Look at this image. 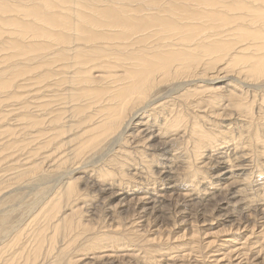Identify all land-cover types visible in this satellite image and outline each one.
<instances>
[{"label": "bare ground", "instance_id": "bare-ground-1", "mask_svg": "<svg viewBox=\"0 0 264 264\" xmlns=\"http://www.w3.org/2000/svg\"><path fill=\"white\" fill-rule=\"evenodd\" d=\"M95 1L107 5L96 3L103 6L104 11L110 6L111 12L106 10L110 15L99 12L101 18L105 16L109 21L105 22L107 25L101 24V20L95 23L93 18L89 20L92 15L96 16L92 8ZM55 3L53 6L43 4L45 12L41 9L43 12L32 18L34 22H42L44 28L35 25L40 33L34 34L32 41L17 36L19 31L16 37L12 36L13 44L24 43L25 39L34 47L29 51L28 60L35 68V77H31L35 78L38 91L37 111L33 116L23 101L24 110L19 117L31 119L32 115L35 119L28 122L26 128L36 129L41 139L37 149L41 158L39 163L26 164L28 168L23 167L26 170L17 176L18 180L30 177L29 184L36 187L32 191L34 201L23 205L19 220H14L13 216L20 210L17 209L20 201L15 203L13 197L20 194V189L3 195L0 189V264H73V254L88 255L103 250L108 243L117 244L120 240L106 232L79 240L94 229L91 221L83 223L78 219L81 212L75 209L79 202L85 205L84 209L89 206L87 197L104 196L108 201L123 202L130 197L126 190L134 182L140 183L139 192L146 196H151L149 189L155 193V182L167 185L164 191L176 194L178 184L169 186L177 171L173 167L178 165L172 158L175 145L180 144L181 150H185L184 154L180 150L182 161H186L190 143L194 155H202L205 141L211 136L198 114L204 107L217 119L233 117L226 111L245 107L247 115L252 117L250 121L258 120L252 104L248 106L250 101L243 96L254 91L252 97L256 99L264 90V0H67L62 4L68 3L67 7L57 6L54 10L51 6H56ZM2 4L0 9L6 6ZM36 7L39 13L40 8ZM86 9L93 10V14ZM11 12L14 11L0 14L7 16ZM8 17L16 19L14 14ZM27 30L34 32L31 25ZM12 62L7 67L19 66V61ZM1 70L0 94H8L17 82L3 80L7 75ZM238 88L244 90L245 94L239 90L243 96L237 92ZM17 94L10 91L7 96L16 98ZM261 98L264 103V97ZM252 124L248 128H257L258 134L250 132L248 136L264 148V128L260 129L263 123ZM10 142L3 147H8ZM261 155L264 157V150L260 158ZM232 157L239 163L238 174L253 167L259 172L264 170V164H257L260 161L255 154L248 165L245 155L236 153L220 160L208 157L206 164L214 171L211 177L216 176L220 182L225 179L223 176L234 175L230 170ZM136 160L139 164H150L152 188H148L152 179L145 178L135 168ZM159 162L164 167L154 171ZM88 168H92L95 179L90 173H84ZM116 174L129 178V183L106 182L112 181ZM79 182H84V190H80ZM158 199L152 202L158 205L161 203ZM255 212L257 216H264L263 207L256 208Z\"/></svg>", "mask_w": 264, "mask_h": 264}, {"label": "rangeland", "instance_id": "rangeland-1", "mask_svg": "<svg viewBox=\"0 0 264 264\" xmlns=\"http://www.w3.org/2000/svg\"><path fill=\"white\" fill-rule=\"evenodd\" d=\"M2 1H0V4L4 2V5L8 7L6 8V6H4L3 9H0V12L6 10L14 12H11L12 14H8L7 16H2L0 14V16H2L0 17V35L3 34L0 36V70H3V67L6 69L3 70V73L5 74L6 72L5 75H7V77L4 76L5 79L3 80H9L14 84L17 82L18 86L16 85L14 86L15 89L8 90V94L10 91H14L18 94L16 95V98L8 97L7 93V95L5 93L0 94V189L2 188L1 195L9 193L11 190L16 191V188L20 189V194H15L13 197L14 200H16L15 203L19 201L21 202H19L20 204L17 203V209L20 210L13 216L14 220H19L22 216V213L20 212L25 208L23 205L34 201L35 194L34 192L32 193V191H34L36 187L29 184L30 182L28 178L30 177L18 180L19 177L17 176L21 175V173L28 168L26 164L30 163L33 165V163H39L41 158V152L37 150L40 146L39 141L41 139L40 137L38 138L36 129L28 130L26 128L28 122L35 120L32 115L34 116V112L37 111L36 106L38 103V91L35 88L36 80H33L35 78L31 77H35L33 75L35 73L33 69L35 70V68L33 62L28 60V57L31 56L29 51L34 49V47H30V45L27 44L30 41L26 40L29 38L28 40L32 41L33 36H35L34 34L39 35L40 31L37 30L39 28L35 25L43 28L41 27V25H43L42 22H34L32 19L41 12H45V10H43V4L47 6H50L48 4H51L53 6V3L56 2V6H51V8L57 10L58 8L67 7L68 3L64 4V6L62 4L63 2L66 3L67 0H62L61 2H59L60 0H43L44 2H42V0L38 2L39 0H36L37 3L36 1L34 2V0H24L25 2H23V0H5L7 4H5V1ZM19 1L21 3L20 5L18 3ZM21 1L23 2V5ZM27 1L31 3L29 4ZM96 3L103 5L104 7L107 6L104 5L105 3L102 4L101 2L95 1V4H92L94 11H91H93V13L96 12V16L92 15L89 20L93 21L94 19V23L96 20H101V24L107 25L109 21H107L105 16L101 18L102 15L99 14V12L101 11L100 13L102 14H105L106 12V14L110 15L106 10L108 8L109 12H111V8H109L110 6L106 7L104 11V7L99 6ZM34 5L35 7L38 6L36 8H40L38 9L39 13L34 9ZM93 5H95V7ZM57 6L58 8H56ZM30 7H34L33 11ZM41 9L43 11H40ZM87 11L89 14H93L90 10L86 9V12ZM13 14L16 19L14 17H8L13 16ZM29 15H31V18ZM23 17L27 18L23 19ZM96 17L100 19H97ZM1 19H3V22ZM12 19H15L16 21ZM5 20H7V22ZM18 22H20V24ZM38 22L39 25L36 24ZM105 22H107V24ZM13 24L14 26H12ZM27 25H29V27L30 25L33 26V33L30 30L28 32L27 28L29 27ZM4 27H8L11 33L8 31V28L3 30L2 28ZM20 30H23L24 33L22 31L20 33ZM3 31H6V33ZM7 32L9 34H7ZM16 32H18V34ZM25 33H28V36L30 37ZM4 34L10 35V37L8 36L9 40L8 37L6 38L7 35L4 36ZM16 34L17 36L19 35V37L23 36L25 39L27 38L26 40H23L24 43L21 42L23 46L21 43L16 44L17 42H15L16 45H20L24 48H17V46L13 44ZM3 36L5 39L4 42ZM10 39L12 41H10ZM14 46H16V49H14ZM1 48H3V50H1ZM22 52L23 55L25 54L24 56H21ZM9 57L11 58L8 59ZM20 58H25V61L19 60ZM12 60L15 61L12 62ZM22 61L23 63H21ZM9 62H18L17 66L19 64L20 67H7ZM24 63H26L29 68L25 66L26 64ZM10 69H12V72ZM13 71H16V75ZM30 71H33V73ZM17 72H19V75ZM98 72L96 71L97 74ZM17 79H20L21 81H17ZM225 85L227 86L230 84L226 83ZM228 88L230 89V87ZM239 90L245 94L243 89L238 88L237 92L241 96L244 94ZM253 93L254 91H252V94H245L246 96L244 95L243 98L247 97V100L250 101L248 102V106L252 104V109L255 115L254 117L256 119L258 118V120H254L256 123L250 121L252 117L251 115H247L245 107L239 111L236 108L226 111L228 114L232 113L233 115V117H229L228 119L226 117L227 121L222 118L217 119L211 113H207L209 109H206L205 107L198 111V114L202 117V124L207 127L206 131L208 130L211 136L205 141V149L201 151L202 155L200 157L194 155V149L190 143V145L187 146L188 153L185 155L186 161H182V158H179L181 150L180 144L175 145V151L172 158L174 163L178 165L173 167L174 171H177L172 177L173 181L169 186L178 184L179 187L177 186L178 188H176V194L171 193V191H164L167 185H162V183L157 184V182H155V185H157L155 193L149 189L151 196H146L143 192H139V188H141L140 183L135 184L134 182L132 185H137V187L132 186L126 190L129 192L130 197L123 202H119L117 199L108 201V199H104V196H95L94 198L87 197L86 201L89 202L88 205L90 206H88L87 209H84L85 205H82V203L79 202L77 205L78 209H75L81 212L78 219H82L83 223L91 221L94 226V229L90 231V233L83 234L79 240H82L87 235L106 232L110 234L111 237H114L115 235L116 238H114L119 239L120 241L117 242V244L108 243V247L103 250H96L94 253L89 252L88 255L83 253H77V255L73 254L75 260H73V264H264V216H257V213L255 212L256 208H264V170L259 172L257 167H253L251 170L238 174L239 167H237V164L239 163L235 161L234 157H232L231 160L233 164H230L232 167L230 170L234 171L235 174L229 175V173L228 175L223 176L225 179L222 178L219 182L216 176V179L211 177L214 171H212L211 167L206 164L208 157L220 160L222 157H226L229 154L234 156V154L238 153L240 155H245V158H247L246 160L248 161L246 164L249 163L248 165L252 163H250L252 154H255L260 161V163L258 161V163H256L262 164L263 166L264 157L261 155L263 159L260 158V154L263 152L264 148H262L260 142L259 144L257 143V145L255 141H252L253 138L251 139L248 136L250 132L258 134V131L256 130L257 128H248V125L253 123L252 126H255L257 122H261L263 125L260 129L264 128V120L262 119L264 117V103L262 100H259L262 99L261 97H264V90L262 93H258L261 96L256 99L252 97L254 96ZM225 100L227 101L228 99L225 98ZM23 101L26 102L25 105L29 107L27 110L32 114L30 117L31 119H23L19 117V114L24 110L21 107ZM246 102L247 101H245V103ZM9 141H11L9 146L4 148L3 146L6 143H9ZM181 153L184 154L185 150H181ZM148 154L151 155L150 152H148ZM174 157L177 158L175 159ZM184 162L186 164H184ZM135 164H138L135 168H137L145 178L149 180L152 179L150 164H139L138 160L135 161ZM180 165L184 166L177 169V166L179 167ZM162 166L164 167V165L159 162V164L155 166L156 168L154 167V171L163 168ZM23 167L26 169H23ZM143 167L144 169H142ZM91 172L92 168H88L84 171L85 174L90 173L89 175H93V179H95L94 174ZM147 174L149 177H147ZM111 180L112 181L109 180L106 182L111 184L116 181H122L120 183L123 184L124 182V184H126L129 183L130 179L122 178L121 175L118 176L116 174ZM210 180L212 182H210ZM7 181L10 182L8 183ZM150 181H153V179ZM150 181L148 188H152L154 183V181ZM2 182L4 183L2 184ZM23 183H26L27 186L26 184L23 185ZM210 184H214L212 185L213 187ZM79 187L80 190H84V182H79ZM204 189L207 190L204 191ZM164 192L167 193L166 196L164 195ZM209 193L210 195L213 194L210 196ZM183 194L186 195L183 196ZM214 196L217 197L213 198ZM149 197H153L152 200H155V202L156 199H158L156 197H159L158 200H160L161 203L157 205L152 202ZM182 197H184L185 200ZM193 199H196V201ZM81 207L82 210H80ZM142 207H144L145 210L142 209Z\"/></svg>", "mask_w": 264, "mask_h": 264}]
</instances>
